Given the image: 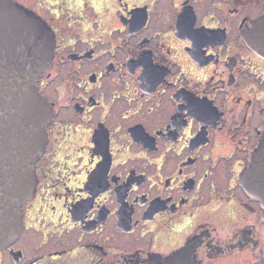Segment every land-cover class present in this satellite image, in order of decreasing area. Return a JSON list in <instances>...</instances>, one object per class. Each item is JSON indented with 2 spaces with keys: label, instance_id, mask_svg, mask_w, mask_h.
Masks as SVG:
<instances>
[{
  "label": "flooded vegetation",
  "instance_id": "af4514ba",
  "mask_svg": "<svg viewBox=\"0 0 264 264\" xmlns=\"http://www.w3.org/2000/svg\"><path fill=\"white\" fill-rule=\"evenodd\" d=\"M53 34L36 188L0 264H264L250 0H13ZM261 190L262 187L259 185Z\"/></svg>",
  "mask_w": 264,
  "mask_h": 264
},
{
  "label": "water",
  "instance_id": "95a60500",
  "mask_svg": "<svg viewBox=\"0 0 264 264\" xmlns=\"http://www.w3.org/2000/svg\"><path fill=\"white\" fill-rule=\"evenodd\" d=\"M251 24L264 30V15ZM50 30L33 11L0 0V249L22 229V207L34 195L35 167L47 141L51 107L35 81L52 59ZM246 177L252 193L264 203V134Z\"/></svg>",
  "mask_w": 264,
  "mask_h": 264
},
{
  "label": "rangeland",
  "instance_id": "374dc122",
  "mask_svg": "<svg viewBox=\"0 0 264 264\" xmlns=\"http://www.w3.org/2000/svg\"><path fill=\"white\" fill-rule=\"evenodd\" d=\"M262 11H264V0H250L249 12L251 15L261 13Z\"/></svg>",
  "mask_w": 264,
  "mask_h": 264
}]
</instances>
